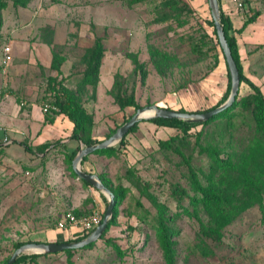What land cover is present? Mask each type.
<instances>
[{"label":"rangeland","instance_id":"1","mask_svg":"<svg viewBox=\"0 0 264 264\" xmlns=\"http://www.w3.org/2000/svg\"><path fill=\"white\" fill-rule=\"evenodd\" d=\"M167 1L128 5L127 0H0V57L4 46H9L11 56L5 68L0 62V264L15 250L14 242H54L50 234L66 232L56 228L62 215L74 210L67 207L64 191L78 189L79 182L86 205L102 193L85 186L71 166L78 150L86 144L79 149L68 146L64 139L75 140L70 137V121L58 110L44 111L45 105L57 107L56 98L67 96L80 115V136L98 143L135 113L133 106L121 104L131 93L138 107L155 104L187 112L207 110L222 98L227 85L224 56L220 45L214 46L211 28L201 20L211 18L207 0H183L186 5L179 16L174 8L177 13L172 12L173 17L155 21L156 10L159 6L166 8ZM262 9V0L254 2L242 12L241 20ZM178 33L212 36L203 39L206 55L194 54L186 37L181 40ZM249 37L260 42L264 33L252 30ZM96 38L101 39L104 49L98 81L83 85L87 62L82 55ZM262 51L264 43H257L255 55L244 52L242 64L245 75L261 87L264 95ZM18 87L25 91L24 95ZM249 92L241 83L239 96ZM238 108L235 124L229 129L239 167L230 172L245 175L260 163L262 177L251 189L252 193L259 190L258 198L254 196L247 209L221 228L219 240L201 233L199 224L204 213L192 209L186 213L185 209L192 205L187 199L179 201L172 190L180 185L189 194L193 192L182 156L203 183L219 186L221 172L208 169L207 158L194 136L179 135L173 140L178 149L174 152L161 148L158 141L177 135L176 130L142 120L128 135L126 147L118 148L115 143L113 151L91 153L80 162L83 171L101 177L110 190L120 191L121 197L105 237H99L89 248L73 251L72 262L264 264V159L248 151L258 133L251 120L253 104ZM58 117L65 123L54 122ZM20 119H25L26 124L16 125ZM6 120L13 125H7ZM31 120L41 126L38 128ZM10 138L20 139L25 147L9 145ZM47 143L52 146L42 150ZM107 203L104 201V210ZM159 203H164L171 213L179 212L173 221H167L176 229L174 263L165 260L155 234L145 236L138 228H128L136 225L138 217L154 223ZM107 238L120 252L106 243ZM40 254L23 264H67L64 252Z\"/></svg>","mask_w":264,"mask_h":264},{"label":"trees","instance_id":"2","mask_svg":"<svg viewBox=\"0 0 264 264\" xmlns=\"http://www.w3.org/2000/svg\"><path fill=\"white\" fill-rule=\"evenodd\" d=\"M151 0H127L128 5H132L139 2H148ZM170 1V3H169ZM220 7V22L223 27V31L226 37V41L231 50L233 59L236 63L239 77H240V85L244 83L251 92L247 95L239 96L238 94L230 107L220 112L219 114L213 116L209 120L199 121V122H189L183 121L179 119H171V118H161L155 117L151 119H147L148 121L157 124L158 126L169 127L176 130L177 135L171 136L164 140H159L158 145L161 148H168L174 152H178L177 147L173 145V140L176 139L179 135L190 138L194 136L195 140L199 141V147L202 154H205L207 158L208 169L211 171H220L222 175L221 184L219 186H215L209 183H203L201 178L195 172L194 168L189 164V161L182 156V159L186 161L188 165V169L190 172V180L189 184L191 189L193 190L192 194H189L186 189L181 187L180 185H175L172 190V194L178 198L179 201L187 199L188 202L192 205L191 208H186V213L195 211L198 213L199 211L203 212L202 220L200 221L199 228L202 234L207 237L212 238L213 240H219L221 228L224 227L232 217L236 216L241 211L247 209L251 204L252 200L257 197L259 194V190L252 193V188H255V182L258 181L259 176L261 175L258 167L260 163L255 166L253 169H248L245 175H236L230 172L231 169H234L238 166L237 160L235 163V153H234V140H233V132L230 131V127L235 124V118L239 114V106L253 104V113H252V123L257 126L258 133L255 141L249 147V153L253 154L255 158H261V155L264 154L262 149H264V95L261 90V87L254 83L250 78H248L244 73V67L240 59L237 38L234 32H241L248 23H251L256 19L259 15V11L255 12L252 16L248 17L242 24L240 28L235 30L233 28V23L231 21L230 16L223 10L221 0H218ZM176 3V6H175ZM165 4H169L168 6L161 7L159 6L156 10V16H154L155 21H164L169 19L177 13L178 16L185 9V2L183 0H178V4L176 0H168ZM176 8V11L175 9ZM175 12V13H172ZM198 23L203 26L207 25L211 28L212 35L215 37L216 43L214 46H218L219 42L217 40V35L214 27V23L212 18H204L202 23L200 22V18H198ZM181 26V22L178 23ZM0 22V28H1ZM200 27V26H199ZM179 34V33H178ZM206 35V36H205ZM204 36V37H203ZM202 37L195 34H188L187 36L179 34L181 40H187L188 45L190 46L192 52L194 54L204 56L206 55V50H204V38L212 39L213 37L208 36V34H203ZM213 46V47H214ZM83 61L87 62V70L84 74V78L81 81L83 85L91 84L95 85L98 81L99 75V67L101 61L104 57V49L102 45V41L100 38H96L94 44L85 50L83 53ZM224 56V55H223ZM224 64L226 67L227 74V85L225 92L220 99V101L208 108L204 111H195V112H205L211 110L220 104H222L228 97L230 91V75L228 72L227 64L224 58ZM54 104L58 107L59 114H62L64 118L70 121L71 123V132L70 137L75 140H81L84 144L90 145L96 143L94 139L88 137L84 138L80 136V125L81 119L80 115L72 108L71 100L64 95V97L56 98ZM122 105L125 106H133L135 109L139 108L135 103L134 95L131 93L127 98L121 101ZM166 109H171L170 107H163ZM177 111H185L184 109H178ZM129 119L125 120L128 121ZM139 123V122H138ZM136 123L131 127V129L117 142L118 148H124L128 143V135L136 130L138 125ZM196 127H200L198 130H194ZM206 129V130H205ZM205 130V131H204ZM102 141V140H101ZM50 144H44L41 148L45 150L47 146ZM256 147V148H255ZM259 149H261L259 151ZM104 150L113 151L114 146H110L103 149H98L92 153H100ZM91 154V153H90ZM74 153L71 155L70 159H72ZM87 155L83 157L82 162L85 161ZM71 161V160H70ZM237 164V165H236ZM239 167V166H238ZM86 173L92 174L90 171H85ZM101 178V177H100ZM82 183L87 187H92L90 184L82 180ZM104 182V181H103ZM104 184L110 188L105 182ZM111 189V188H110ZM239 190V191H238ZM113 191V190H111ZM238 191V192H236ZM115 195V205L113 207V218L109 221L108 226L105 231L101 234L100 239L105 237L106 231L108 227L113 223L116 217V207L121 197L120 191H113ZM103 201L107 203L105 195L100 193ZM255 196V197H254ZM87 202H85L86 204ZM180 205V204H179ZM73 212L76 215H80L82 213L79 209H74ZM104 213V210H103ZM179 212H170L167 206L164 203H159L157 205V214L155 216V222L147 221L143 217H138L136 220V225H129L128 228L130 230L140 229L144 232L145 236L153 233L155 234L157 241L159 242L160 248L162 250L163 256L168 263L175 262V240L173 239L176 234V229L171 228L167 221H173L176 216H178ZM149 229V231H147ZM89 232H75L71 234V236L63 241H55V242H76L83 238H85ZM108 245L114 247L115 251L120 252L119 247L109 238L105 239ZM40 242V241H35ZM23 241L14 242L13 248H17L22 245ZM95 243L92 242L82 248H89ZM77 249H67L61 252L67 254V264H74L70 259V256L73 251ZM57 253V252H56ZM11 255V254H10ZM10 255L4 260L3 264L8 260ZM41 254L32 253V254H21L15 260L13 264H23L26 263L27 260H33Z\"/></svg>","mask_w":264,"mask_h":264},{"label":"water","instance_id":"3","mask_svg":"<svg viewBox=\"0 0 264 264\" xmlns=\"http://www.w3.org/2000/svg\"><path fill=\"white\" fill-rule=\"evenodd\" d=\"M210 9L211 18L214 23L217 40L220 48L224 55L228 72L230 75V91L227 99L219 106L205 111V112H187L177 111L173 109H166L159 107L155 104L139 107L135 113L129 118L128 121L124 122L119 126L115 132L108 138L90 145L81 147L74 158L72 159L71 166L74 173L78 178L84 180L90 184L93 188L102 192L108 199L107 206L104 210L102 221L98 224L85 238L76 242H26L17 247L10 255L8 260L4 264H13L19 255L25 252L31 253H56L67 249H79L82 248L95 240H97L101 234L105 231L109 224V221L113 214V207L115 205L114 193L100 180L96 174L86 173L80 168V162L84 156L98 150L110 147L117 143L136 123L155 117L179 119L189 122L206 121L213 116L224 111L232 105L234 102L240 87V77L236 63L233 59L231 50L226 41V37L223 31L222 24L220 22V7L218 0H207Z\"/></svg>","mask_w":264,"mask_h":264},{"label":"crops","instance_id":"4","mask_svg":"<svg viewBox=\"0 0 264 264\" xmlns=\"http://www.w3.org/2000/svg\"><path fill=\"white\" fill-rule=\"evenodd\" d=\"M257 2H260V1H257ZM262 2H264V1H262ZM221 3H222L223 10L231 18V21L233 23V28L235 30L240 28L242 26L243 22H244V21L241 20V18L243 16V13L237 11L235 9V6L230 2V0H221ZM252 30L264 33V10L263 9L259 10V15L256 17V19H254V21H252L251 23H248L245 26V28L240 33H238V32L235 33L236 38H237L238 51H239L241 62H245V61H242V59L244 60V55H243L244 52H249V53H251V55L254 56L255 52H253V51L257 47V43H261V42L264 43V39L261 40L260 42H255L249 37L250 36V31H252ZM262 53H264V51H262ZM1 58H2V55H1L0 59ZM18 88L21 91V93H23V95H24L25 91L22 88H20V87H18ZM0 92H2L1 89H0ZM61 120L62 119H60V117H58V119L56 118L54 122H59V123L64 122L65 123V121H61ZM25 121H26L25 119H20L19 122L16 125H18V126L19 125H24V124H26ZM32 121L33 120H31V122ZM5 123H8L7 125H9V124L13 125V123L11 121H8V120H6ZM33 123H36L38 128L41 126L37 122L33 121ZM63 141L67 142L68 146L74 147V148L78 147V149H79V147H81V145H84L82 141L77 142V141L71 140V139H64ZM8 143H9V145L15 143V144L22 145V146L25 147V144L23 142H21L20 139H16V138H10ZM50 146H52V145H50ZM48 148H46L45 150H47ZM41 155H43V154H38V156H41ZM80 165H81V163H80ZM77 183H78V185H77L78 189L75 190V189L69 188L66 191H64L65 195H67V197H68L67 198L68 200H66V205L68 204L67 207L69 206V208H72V209H79V210L82 211V213L83 212H90V211H92L94 209L102 211V213H103L104 201H103L102 197L100 196V194H96V196H94L93 203H88L86 205L85 202H83V200L85 198V194H84L85 192L79 190V189H83V188L82 187L79 188L80 187L79 186L80 183L79 182H77ZM92 189L90 190L91 191L90 194H93L92 193ZM85 209H87L88 211L85 210ZM70 236H71V232L67 230L65 233L63 232V234L62 233L59 234L57 232H53L52 234H50L49 237L52 239L51 241L55 242V241H63L65 239L69 238Z\"/></svg>","mask_w":264,"mask_h":264},{"label":"built area","instance_id":"5","mask_svg":"<svg viewBox=\"0 0 264 264\" xmlns=\"http://www.w3.org/2000/svg\"><path fill=\"white\" fill-rule=\"evenodd\" d=\"M261 0H230V2L235 6V9L239 12L247 11L249 6L254 2ZM264 1V0H262ZM10 48L9 46H4L2 50L1 65L5 68L10 61ZM5 71V69H3ZM49 108L57 111L59 110L55 106L45 105L43 107L44 111H49ZM103 217L102 211L94 209L90 212H83L80 215H76L72 211L65 212L62 217L57 221L56 228L60 230H68L71 234L75 232H91L98 224L101 223Z\"/></svg>","mask_w":264,"mask_h":264}]
</instances>
